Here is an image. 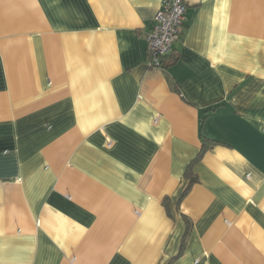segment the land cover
Masks as SVG:
<instances>
[{
  "label": "crops",
  "instance_id": "crops-1",
  "mask_svg": "<svg viewBox=\"0 0 264 264\" xmlns=\"http://www.w3.org/2000/svg\"><path fill=\"white\" fill-rule=\"evenodd\" d=\"M163 1L0 0V264H264V0Z\"/></svg>",
  "mask_w": 264,
  "mask_h": 264
},
{
  "label": "built area",
  "instance_id": "built-area-1",
  "mask_svg": "<svg viewBox=\"0 0 264 264\" xmlns=\"http://www.w3.org/2000/svg\"><path fill=\"white\" fill-rule=\"evenodd\" d=\"M187 6L184 0H164L148 34L150 65L164 68L167 57L174 52L183 35Z\"/></svg>",
  "mask_w": 264,
  "mask_h": 264
},
{
  "label": "trees",
  "instance_id": "trees-1",
  "mask_svg": "<svg viewBox=\"0 0 264 264\" xmlns=\"http://www.w3.org/2000/svg\"><path fill=\"white\" fill-rule=\"evenodd\" d=\"M170 58V56L169 57H167V59H166V61H165V65L167 64V60ZM172 59V58H171ZM206 147V146H205ZM204 150V149H203Z\"/></svg>",
  "mask_w": 264,
  "mask_h": 264
}]
</instances>
